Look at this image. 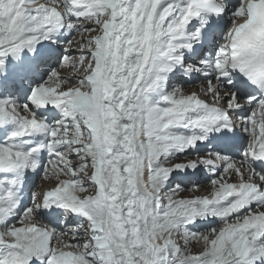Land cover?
Returning a JSON list of instances; mask_svg holds the SVG:
<instances>
[{"label": "snow or ice", "instance_id": "1", "mask_svg": "<svg viewBox=\"0 0 264 264\" xmlns=\"http://www.w3.org/2000/svg\"><path fill=\"white\" fill-rule=\"evenodd\" d=\"M16 2L19 15L14 31L7 28L12 17L0 16V68L9 54H18L24 48L34 50L36 44L49 40L69 17H75L68 22L69 28L79 25L76 33L102 29L113 35L80 41L82 47L75 67L79 70L91 56L88 75L65 77L54 70L43 85L32 91V105L52 104L63 110L66 119L57 125L49 126L44 119H38L29 104L21 110L14 102L0 99V125L9 121L17 124L12 137L41 131L51 137L47 144L41 143L29 151L18 150L13 144L0 145V173L15 174L0 178V225L14 214L17 206L16 193L5 184L16 185L23 170L39 167L36 157L41 150L47 149L50 154L42 179L48 178L49 171L56 178L50 190L34 194L32 207L23 211L17 223L0 232V264H7L5 258L14 253L23 256L24 264L41 258L44 264H256L264 258V173L258 172L251 162L264 160V98L243 99L222 83L238 71L264 90V31L248 29L241 34L249 17L248 0H241L233 11L231 28L214 59L201 62L216 73L215 79L207 80L205 90L211 101L195 92L185 94L182 87H176L162 96L167 105L164 107L151 102L149 95L163 85L173 65L182 63L184 57L178 49H193V43H177L193 18L219 15L225 10L217 0H187L179 18L167 25L174 10L172 3L146 0L141 5L146 24L137 25L134 31L129 28V35L121 41L120 65L127 67L128 75H121L117 81L120 99L77 87L62 88L73 79L89 89L106 87L102 81L112 79L116 58L110 42H114L116 33L111 21L99 19L111 5L99 0H49L48 4L39 5L36 0ZM5 3L0 0V7ZM129 4L131 0H122L115 6L116 11ZM93 20L95 24L88 23ZM199 38V31L191 37L193 41ZM71 43L72 39L67 46ZM132 52H136L134 60L127 55ZM162 58H168L170 63L158 66L157 61ZM70 62H74L72 55H66L60 67L73 66ZM186 71L192 73L201 68L187 65ZM232 83L227 79V84ZM245 105H253L250 116L245 119L232 115ZM109 111H115L119 119L102 115ZM191 112L197 115L189 118ZM186 119L205 133L225 129L230 132L236 125L243 126L250 136L244 158L236 160L222 152H211L197 155V160L166 167L167 162L173 161L167 159L173 148L184 150L207 139L206 135L184 136L171 131ZM201 164L213 169L223 165V174L210 181L215 189L211 196L175 199L184 191L179 185L164 191L173 171L195 169ZM145 169L151 190L142 181ZM53 203L81 214L88 223L67 231L38 224V210ZM246 208L247 214L239 215ZM207 215L220 217L222 226L207 233L184 227L185 222ZM165 231L168 239L159 246L155 241ZM173 231L202 237L204 251L192 255L187 245L181 247L172 239Z\"/></svg>", "mask_w": 264, "mask_h": 264}, {"label": "bare ground", "instance_id": "2", "mask_svg": "<svg viewBox=\"0 0 264 264\" xmlns=\"http://www.w3.org/2000/svg\"><path fill=\"white\" fill-rule=\"evenodd\" d=\"M118 1V0H117ZM108 2V0H102V3H107ZM146 2V0H131V4H129V5H126L125 6V9H129L130 7H132V10H133V12H135V11H138V10H140V7H141V5L142 4H144ZM166 3H172V4H176V6H181L182 4H183V1L182 0H166ZM12 8H14V5H12ZM125 12H127V10L125 11ZM123 15H122V18H123V20H122V18L121 17H118V18H116V19H113V15H111V14H109V15H111V17H110V20H109V18L106 16V18H105V21H111V23H112V26H113V29H114V31H115V33H116V35H115V39H116V36H117V34L119 33V34H121L120 32H122L123 31V25H122V23H126V18H129L130 17V13H122ZM17 15H19V13L16 11V9L14 10V11H12L10 14H8V12H4V17H9V16H11L12 17V20L11 21H9V23H8V25H9V27H10V29L8 30V31H14V28H15V19H16V16ZM153 15H154V13H153ZM176 15H177V12H174L173 14H172V17L171 18H169V20H168V23H171L173 20H175L176 19ZM116 17V16H115ZM126 17V18H125ZM229 17H230V19H229V21H228V25H227V27H226V29H225V33H224V36L226 35V33H227V31L231 28V24H232V21H233V16H232V13H229ZM116 21L120 24L119 26H116ZM95 24V23H94ZM86 34H87V32H85ZM79 34V33H78ZM84 34V33H83ZM118 34V35H119ZM126 34H128V33H126ZM92 35V36H91ZM94 35H100V36H108V35H113V33H105V32H103V30L102 29H98L97 31H93V32H91L90 33V35H89V37H88V35H87V39H90V38H92ZM81 37V36H80ZM85 38H86V36H85ZM166 39V38H165ZM77 40V39H76ZM224 40V39H223ZM223 40L222 41H219L218 42V45L220 46V44L221 43H223ZM79 41V40H78ZM76 43V42H75ZM113 42H110V46L111 45H114L115 44V42L112 44ZM177 43H179V41H177ZM73 46V45H72ZM77 46V45H76ZM71 49H72V52L75 50L74 48H72L71 47ZM77 49H78V47H77ZM80 50V49H79ZM79 50H78V52H79ZM178 52H180L182 55L184 54V50L183 49H178ZM77 53V52H76ZM119 53H120V50L119 51H113V53H112V55L114 56V57H117L118 55H119ZM132 53H134V52H132ZM70 55H72V57H73V60H74V62L77 64L78 63V57L76 56V55H73V54H70ZM79 56V55H78ZM90 57V56H89ZM197 57H198V55L196 54V56H195V60L197 59ZM92 58V57H91ZM131 59H136V58H132L131 57ZM161 60H158L157 61V63H159ZM169 61V60H168ZM167 61V62H168ZM203 60H202V58L196 63V66L197 67H200L201 69L204 67V65H202L201 64V62H202ZM88 62V61H87ZM166 62V63H167ZM73 63V62H72ZM56 65V64H55ZM55 65H53L51 68H53ZM84 65H87L86 64V62L84 61ZM185 65H187V63L185 64V63H181V64H178V65H173V70H172V74H170V76H169V74H166V76H167V79H166V81L165 82H167L168 80H170L167 84H164V87H165V89L167 90L166 91V93H165V95L166 94H169V93H171L176 87H182V91L185 93V94H191L190 93V91L188 90V88L187 87H190V82H186V83H184L183 81H182V79L184 78V76H185V74H186V71L184 70L183 72H179V71H181L182 69H186L185 68ZM190 65H193V61L191 62V64ZM75 66V65H74ZM67 68V67H66ZM80 69V68H79ZM86 69V68H85ZM85 69L84 70H72V72L74 71L75 72V74H74V76H72L71 74H66V76L67 77H75V76H80V75H84V73H85ZM68 70V69H67ZM66 70V71H67ZM71 71V70H70ZM174 71H176V73L174 72ZM101 72H103V68L101 69ZM116 72H119V73H121V71H120V69H116V70H114V73H116ZM126 72H127V68H126V66H122V75L123 76H126ZM200 71H195L194 72V74H198ZM29 72H25V74L27 75ZM112 76V79L110 80V81H102V83L103 84H105L106 85V87H97V88H94V90H95V93H97V94H100V93H103V95H104V97H109V96H116L117 97V99H120V96L118 95V93H119V91H120V89H119V86L117 85V81L120 79H118V75H116V74H113V75H111ZM31 79H33V81H22V80H19V81H22V82H20V83H23V84H16V86L15 85H12L11 87H12V89L13 90H16V89H19L21 86H23L24 85V83L26 84L27 83V87H29L30 89H34L35 88V86H36V84H34V85H32L33 84V82H34V77L32 76L31 77ZM40 81V80H39ZM39 81H36V83L37 82H39ZM72 81V80H71ZM74 82V81H73ZM66 83H69V82H66ZM71 83V82H70ZM70 83H69V85H70ZM77 84V83H76ZM77 86H80L82 89H88V87L86 86V85H80L79 83L77 84ZM109 89H111V92L109 91ZM197 94V93H196ZM205 94V92H203V93H201V94H197V95H199V96H202V95H204ZM105 103H107V100H105ZM159 105L160 106H162V107H164V106H167L163 101H162V99H160V102H159ZM103 116H111V117H114V118H116V120H118V115H117V113L115 112V111H109V112H107V113H103L102 114ZM66 118H65V116H64V113H61V115L60 116H57V117H55V118H51V121L53 120V126H55V125H57L58 124V122H60L61 120H65ZM10 122H13V121H10ZM114 123H115V121H114ZM16 127H17V124H15V126L12 128V129H9L7 132H6V134H7V136H9L11 133H12V131L13 130H15L16 129ZM42 132V131H41ZM41 132H39V133H41ZM41 136V135H40ZM85 136H86V133H85ZM172 152V154L170 155V156H168L167 158H169V157H171L174 153H175V151H171ZM3 161H2V159H0V163H2ZM174 163H173V161H171V162H167L166 164H165V166L166 167H171L172 165H173ZM89 165L91 166V168H92V165H91V163H89ZM30 169V177L33 175V169H31V168H29ZM43 173H44V170L42 171V175H43ZM49 179H54V177L52 176V174H51V172L49 173ZM170 177H173V181H175L176 180V178H175V175L174 174H171L170 175ZM47 180V179H46ZM200 182H205V183H202V184H199ZM177 185H179V187L181 188V189H183L184 191L183 192H181V193H179L178 195H184L185 194V190L187 189V191H189V195H190V197L188 198V199H192V198H195V197H199L198 196V194H204V193H207V192H209V189L212 187V185H211V183L210 182H207V181H205L204 180V177H201V178H199L196 182H194V180H192V179H188V181L187 182H185V183H178V182H176V183H174V182H172V184H170V185H168V186H165V188H164V191L166 192V191H168V190H170V189H174V188H176V186ZM193 185H197V186H199V187H189V186H193ZM43 187V186H42ZM39 189V188H38ZM19 190H20V188H19ZM94 192V191H93ZM24 196H25V193H22L21 194V196L17 199V206H16V208L18 207V205L21 203V201H22V199L24 198ZM184 197V196H183ZM186 197V196H185ZM178 198V197H177ZM179 199V198H178ZM24 207H25V205H23V207L21 208V210H19V212L18 213H16L15 211H16V208L14 209V214L12 215L13 216V221H12V223L10 224V226L12 225V224H15V223H17L18 222V220H19V218H18V214H20V213H22L23 212V209H24ZM9 218H10V215L6 218V220H5V223H4V225L6 224V222L9 220ZM84 218L83 217H81V216H78V214H76V213H74L71 217H70V220L71 221H74V222H79V221H81V220H83ZM43 220V222H46V223H48V224H51V222L49 221V220H44V219H42ZM37 222H38V224H41V225H43L44 223H42V221H39V220H37ZM88 223V221L87 220H84V222H83V224H87ZM78 225V224H77ZM9 226V227H10ZM17 226H18V224H17ZM214 228H217L218 229V227L217 226H214ZM211 229H213V228H211ZM210 229V230H211ZM173 232H175V231H173ZM166 233V232H165ZM164 233V234H165ZM173 235V234H172ZM186 236V235H185ZM188 236V235H187ZM67 239V238H66ZM201 239V238H200ZM176 243H178L181 247H183V246H185V245H187L188 246V248L192 245L193 246V241H194V239L191 237V238H189V237H186V239H185V241L186 242H182V240H183V237H182V235L180 234V235H178V237L177 238H175V239H173ZM196 241V240H195ZM194 250V249H193ZM195 251V250H194ZM193 255V254H192ZM17 256H20L18 253H17Z\"/></svg>", "mask_w": 264, "mask_h": 264}, {"label": "rangeland", "instance_id": "3", "mask_svg": "<svg viewBox=\"0 0 264 264\" xmlns=\"http://www.w3.org/2000/svg\"><path fill=\"white\" fill-rule=\"evenodd\" d=\"M105 18H106V14L105 15H103V16H100L99 17V19H100V21L101 22H104L105 21ZM88 23H92V24H94L95 23V21L93 20V21H89ZM87 26H90V25H85V27H87ZM87 35H88V37H89V35H90V33H88L87 32V34L86 33H79V34H77V40L73 43V48L75 49L73 52H72V54L73 55H76L77 57H79L78 55H79V53H80V50H81V44H78V42L80 43V41L82 40V39H87ZM81 36V37H80ZM85 36H86V38H85ZM92 36V35H91ZM95 36H97V35H94L93 37H95ZM79 40V41H78ZM77 45V46H76ZM77 47H78V49H77ZM80 49V50H79ZM78 50H79V52H78ZM77 52V53H76ZM90 60H92V58H91V56L90 57H88L86 60H85V62L86 63H88L89 64V61ZM88 61V62H87ZM76 63L75 62H70V65H73V66H69V67H65V68H63V70H64V72L66 73V74H71V75H73L74 76V74H75V72L73 71L72 72V70H75L76 69V67L74 66ZM78 64V63H77ZM59 67H60V65H59ZM86 67H81L79 70H84ZM68 69V70H67ZM86 69H88V68H86ZM86 69H85V73H84V75H86V73H87V71H86ZM67 70V71H66ZM71 70V71H70ZM78 70V71H79ZM89 70V69H88ZM74 81V82H73ZM67 82H71L70 83V85H72V86H75V87H77V88H80L81 90H83L84 92H89V91H92V92H94L95 93V90H94V88L93 89H82L80 86H77V84H78V81H76V80H72V81H67ZM49 83H51L50 81H49ZM69 83H65L66 85H69ZM77 83V84H76ZM86 136H87V133H86ZM74 163H75V161H74ZM89 169H91V166L89 165ZM50 182V180L47 178V180L46 179H40L39 180V182L37 183V185H36V189L38 190V188L40 189H42L47 183H49ZM86 183H88V182H86ZM202 183H205V182H200L199 184H202ZM43 186V187H42ZM195 185H193V186H189V187H194ZM197 186V185H196ZM195 188V187H194ZM33 191H34V188H33ZM94 191V190H93ZM189 193V191H187V189L185 190V194L184 195H176L174 198L175 199H188L189 197H190V193ZM93 194H94V192H93ZM184 196V197H183ZM186 196V197H185ZM178 197V198H177ZM70 217V216H69ZM84 220H87L86 218L85 219H83V220H81V221H79V222H77L76 224H78V225H81V224H83V222H84ZM77 225V226H78ZM76 226V225H75ZM75 226H73L72 225V227H75ZM71 227V228H72ZM214 229V228H213ZM166 232V233H165ZM164 233H163V235H161V236H158L159 237V241L160 242H162V246L164 245V243H165V241L168 239V232L167 231H165ZM203 232H205V231H203ZM206 233V232H205ZM173 235H172V239H174V238H177L178 237V235H180V234H177L176 232H174V233H172ZM182 235V237H183V241L185 240V237L187 236V234H181ZM186 235V236H185ZM200 238H201V240H200ZM195 240L193 241V246H191V247H189V251H190V253L191 254H193V255H198V254H200L202 251H204V247H205V242L203 241V239H202V237H195L194 238ZM162 240V241H161ZM246 243V242H245ZM195 251H194V250Z\"/></svg>", "mask_w": 264, "mask_h": 264}, {"label": "clouds", "instance_id": "4", "mask_svg": "<svg viewBox=\"0 0 264 264\" xmlns=\"http://www.w3.org/2000/svg\"><path fill=\"white\" fill-rule=\"evenodd\" d=\"M185 38V35L179 40V43H182ZM191 64V62H187V65ZM195 64V62H193ZM176 181L180 182L179 179L176 177ZM144 183V182H143ZM145 184V183H144ZM37 185V184H36ZM36 185L34 186V192L39 191L36 189ZM41 189V188H40ZM43 189V188H42ZM69 209H65L63 207H60L56 210V218L55 221H53V224L49 225L51 227H55L58 231H67L69 230L72 225L77 226V222L71 221L70 217L73 215ZM70 216V217H69ZM78 216L83 217L81 214H78ZM85 219V217H83ZM174 233V232H173ZM66 239V238H65ZM159 241V238H158ZM162 241V240H161ZM160 242V241H159ZM160 246H162V242H160Z\"/></svg>", "mask_w": 264, "mask_h": 264}, {"label": "water", "instance_id": "5", "mask_svg": "<svg viewBox=\"0 0 264 264\" xmlns=\"http://www.w3.org/2000/svg\"><path fill=\"white\" fill-rule=\"evenodd\" d=\"M58 70L60 71V69L58 68Z\"/></svg>", "mask_w": 264, "mask_h": 264}]
</instances>
